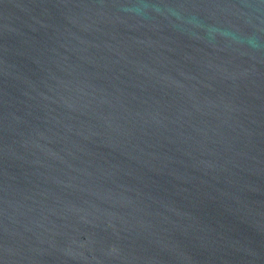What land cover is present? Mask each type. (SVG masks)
Listing matches in <instances>:
<instances>
[{
  "label": "water",
  "instance_id": "water-1",
  "mask_svg": "<svg viewBox=\"0 0 264 264\" xmlns=\"http://www.w3.org/2000/svg\"><path fill=\"white\" fill-rule=\"evenodd\" d=\"M0 264H264V0H0Z\"/></svg>",
  "mask_w": 264,
  "mask_h": 264
}]
</instances>
